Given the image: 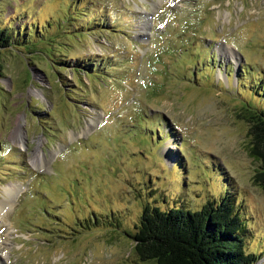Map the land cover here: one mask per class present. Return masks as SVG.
I'll use <instances>...</instances> for the list:
<instances>
[{
    "label": "rangeland",
    "instance_id": "1",
    "mask_svg": "<svg viewBox=\"0 0 264 264\" xmlns=\"http://www.w3.org/2000/svg\"><path fill=\"white\" fill-rule=\"evenodd\" d=\"M0 30V264H147L146 205L227 196L264 264V0H0Z\"/></svg>",
    "mask_w": 264,
    "mask_h": 264
},
{
    "label": "trees",
    "instance_id": "2",
    "mask_svg": "<svg viewBox=\"0 0 264 264\" xmlns=\"http://www.w3.org/2000/svg\"><path fill=\"white\" fill-rule=\"evenodd\" d=\"M12 45L7 31L0 30V49H11ZM247 109L244 111L251 123L248 150L261 165L257 183L264 189V110ZM243 232L242 218L232 197L227 196L198 211L148 204L130 238L132 253L147 264H258L260 258L246 251Z\"/></svg>",
    "mask_w": 264,
    "mask_h": 264
},
{
    "label": "bare ground",
    "instance_id": "3",
    "mask_svg": "<svg viewBox=\"0 0 264 264\" xmlns=\"http://www.w3.org/2000/svg\"><path fill=\"white\" fill-rule=\"evenodd\" d=\"M21 126L20 125H18V127H17V129H16V131H15V133H14V138L15 139H19V140H21ZM12 193H14V192H12ZM11 193V194H12ZM17 193V192H16ZM16 195V194H15ZM10 202V201H9ZM10 204H6V203H3L2 205H1V208H2V210H1V212H2V214L5 212V210H7L8 209V206H9ZM14 205V204H13ZM10 207V206H9Z\"/></svg>",
    "mask_w": 264,
    "mask_h": 264
}]
</instances>
